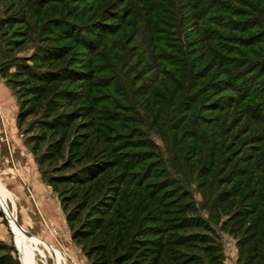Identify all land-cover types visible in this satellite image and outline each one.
I'll use <instances>...</instances> for the list:
<instances>
[{"label": "rangeland", "instance_id": "374dc122", "mask_svg": "<svg viewBox=\"0 0 264 264\" xmlns=\"http://www.w3.org/2000/svg\"><path fill=\"white\" fill-rule=\"evenodd\" d=\"M174 1H149L150 33L135 12L111 34L106 16L124 0H0V23L43 9L0 28V74L37 110L21 132L38 154L65 144L40 171L76 219L66 234L82 238L52 231L42 248L64 256L56 264L132 252L124 264H264V3L222 0L236 16L197 0L207 43L191 7ZM150 227L161 234L147 236ZM13 245L0 205V264H18Z\"/></svg>", "mask_w": 264, "mask_h": 264}, {"label": "crops", "instance_id": "0c3cea01", "mask_svg": "<svg viewBox=\"0 0 264 264\" xmlns=\"http://www.w3.org/2000/svg\"><path fill=\"white\" fill-rule=\"evenodd\" d=\"M1 109L5 113L0 117V139L5 138L6 141L0 140V205L8 217L16 249L21 257L20 263L37 264V253L47 264L48 255L51 254L45 252L49 249L47 245L48 249L42 248V245H53L55 235L52 231H57V235L61 233L66 240L69 238L72 244L73 239L71 234H66L69 226L59 197L43 178L32 145L19 128L17 119L20 107L17 95L0 75ZM6 167L12 173H6ZM9 201L15 209L13 215L9 211ZM18 224L33 236L24 235ZM55 253L51 256L54 264L57 257H64L57 255L56 250Z\"/></svg>", "mask_w": 264, "mask_h": 264}, {"label": "trees", "instance_id": "16d2710c", "mask_svg": "<svg viewBox=\"0 0 264 264\" xmlns=\"http://www.w3.org/2000/svg\"><path fill=\"white\" fill-rule=\"evenodd\" d=\"M150 0H124V3L123 4H127V8L126 9H116L115 8V11H112L109 15L106 16V20L108 22H110L112 27H110V29H112L110 32L111 34L114 33L116 30V28L118 27L119 24L123 23L124 21V18L127 17L129 14L131 13H135L138 15V18L142 24V28L145 29V31L147 33H150L152 31V24H151V18H149L150 14H151V10H150ZM179 1V0H177ZM183 1H186L187 2V6L191 7V9L193 10V17H192V20H193V24L191 25V27L193 26L196 30V34H198L203 40H205L207 43L208 42H213L214 40H209L206 35V33L203 31L202 29V21L204 20L203 18H200L199 14H198V10H203V5L201 3H196L197 0H181V2ZM212 2H214L215 4L211 7L212 9L214 10H219L220 13H229V14H235L236 13V16H243L241 12H239L238 10L239 9H236L235 7H230L229 8V4H225L222 0H211ZM234 2H239L241 3V1L239 0H233ZM256 1V0H254ZM258 1V4H255L257 8H259L260 5H262L264 3V0H257ZM171 2H175L174 0H171ZM122 4V5H123ZM119 8V7H118ZM210 8V9H211ZM207 9V8H206ZM264 13V10L262 11ZM43 15V9H41V7H38L36 9V12L34 14H30L28 12H23V15L17 19L15 18H11L9 19L8 21H2V23H0V28L2 27H5V26H12L14 25L15 23H19V24H24L26 25L29 21V19H37L39 20ZM122 16V17H121ZM30 17V18H29ZM253 28V27H251ZM250 28V29H251ZM114 29V30H113ZM242 31V30H241ZM244 32V31H242ZM98 33H96L97 35ZM262 41L259 40V41H255L254 42V45L255 44H260ZM251 45H253L251 43ZM2 55V52H1V49H0V57ZM37 62H43V61H46L45 60V57L42 56V55H38V58L36 59ZM8 83V85L10 87H12V84L11 82L4 76V73L3 74H0ZM83 75V74H81ZM229 89L232 90L231 87H229ZM18 101H19V98H18ZM23 102L19 101V114H18V125H19V128L21 131L24 132H27L28 134V129H26L24 131V127H25V123L27 121V119L36 114L37 110L36 109H31V110H26L25 111V107L23 106ZM57 106L55 105L54 107H51L49 110L53 113H55L57 111ZM70 116V115H69ZM67 121H63L62 123L60 124H63L62 127L64 128V124H66ZM45 126H51V124H49L48 122L47 123H44ZM49 130H52V129H49ZM27 142L31 145V142H29L27 140ZM83 142V141H82ZM33 143V142H32ZM65 147V144L63 142L59 143L57 146H55L53 149H51V153H46V154H43V155H39V147L36 146H33L32 145V149H33V152L34 154L36 155V159H37V162L39 164V166H41L43 164V162H46V161H49V160H53L54 158H56V156H58L64 149ZM83 148V146L81 145V141H75V142H72L70 144V148H69V151L71 152H74L76 154H79L81 149ZM42 175H43V178L46 180V178L44 177V174L42 172ZM48 182V184H50L52 186V184L56 183V180L55 179H50V180H46ZM53 187V186H52ZM54 189V188H53ZM55 191V189H54ZM60 200V198H59ZM61 204H62V207H63V210L65 211L66 213V219H67V223L69 224V227L70 229L72 230L73 228V223L74 221H76V219L70 214V213H67V208L65 206V203L61 201ZM94 220V219H93ZM96 221L98 219H95ZM95 223H99L98 222H95L93 221V226L92 227H99L98 225H96ZM73 231V230H72ZM158 231H160V229H155V228H152L150 227L148 230H147V236H150V237H156V236H159L161 233H158ZM79 235H81V232L79 231H75L73 232L72 234V239L73 241L75 242H79L80 239L82 237H80ZM117 239V245H116V248L117 250H121V249H124L125 248V245H126V238H125V233L122 229H118L117 230V233H116V238ZM13 250L15 253H17V249L16 247L13 245ZM115 248V249H116ZM144 250H147L149 251V249H144ZM100 252H106L108 251V247H101L100 250H98ZM133 255V252L131 254H124L122 255L121 257H118L114 264H124L126 262H129L132 260V256ZM87 256L90 258L91 255L90 253L87 254ZM222 258H224L223 256V253L220 255ZM17 263L20 264V261L19 259H17ZM136 263V262H134ZM133 263V264H134ZM103 264H106V263H103ZM137 264V263H136Z\"/></svg>", "mask_w": 264, "mask_h": 264}, {"label": "water", "instance_id": "95a60500", "mask_svg": "<svg viewBox=\"0 0 264 264\" xmlns=\"http://www.w3.org/2000/svg\"><path fill=\"white\" fill-rule=\"evenodd\" d=\"M4 212V211H3ZM5 215H6V213H4ZM6 217H7V215H6ZM7 219H8V217H7ZM18 226H19V228L25 233V234H27L28 236H32L28 231H26L21 225H19L18 224Z\"/></svg>", "mask_w": 264, "mask_h": 264}, {"label": "built area", "instance_id": "2783aa9c", "mask_svg": "<svg viewBox=\"0 0 264 264\" xmlns=\"http://www.w3.org/2000/svg\"><path fill=\"white\" fill-rule=\"evenodd\" d=\"M0 113L3 116L5 112H4V110H0Z\"/></svg>", "mask_w": 264, "mask_h": 264}, {"label": "bare ground", "instance_id": "6f19581e", "mask_svg": "<svg viewBox=\"0 0 264 264\" xmlns=\"http://www.w3.org/2000/svg\"><path fill=\"white\" fill-rule=\"evenodd\" d=\"M1 200V199H0ZM27 235V234H26ZM29 237H31V236H29Z\"/></svg>", "mask_w": 264, "mask_h": 264}]
</instances>
